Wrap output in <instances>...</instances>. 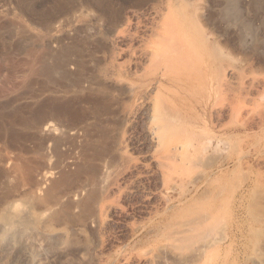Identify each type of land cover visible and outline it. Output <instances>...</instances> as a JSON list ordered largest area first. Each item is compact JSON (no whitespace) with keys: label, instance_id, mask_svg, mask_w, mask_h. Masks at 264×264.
Returning a JSON list of instances; mask_svg holds the SVG:
<instances>
[{"label":"rangeland","instance_id":"1","mask_svg":"<svg viewBox=\"0 0 264 264\" xmlns=\"http://www.w3.org/2000/svg\"><path fill=\"white\" fill-rule=\"evenodd\" d=\"M182 14L198 22L206 39L218 43L215 76L221 83L230 71L229 100L234 108L231 112L232 107L219 101L205 111L189 108L188 120L206 121L195 127L201 135L231 136L234 157L264 142V0H0V198L21 191L24 195L13 199L21 201V209L30 208L32 195L44 197L50 191L67 206L72 193L82 191L79 196L85 200L90 189L88 162L82 156L69 158V130L75 111L81 124L98 121L97 112L101 120L106 115L100 112L101 103L88 96L81 94L76 105L72 102V61L77 57L84 63L78 71L82 76L94 72L93 58H99L108 73L141 68L142 47L153 38V30ZM110 24H119L117 30L124 33H110ZM144 64L147 71H158V64ZM142 123L129 116L121 129L126 159L111 172L101 203L105 209L89 216L71 206L59 219H46L47 226L28 229L17 242H0V264H170L167 232L185 204L177 201L185 184L172 170L168 189L162 186ZM52 139H57L59 149L53 150ZM76 166L84 171L73 180ZM224 167L235 190L243 180L264 185V152ZM48 171L52 177L43 178ZM35 203L37 212L46 207ZM223 246L218 251L220 264H255L259 257L243 239Z\"/></svg>","mask_w":264,"mask_h":264},{"label":"bare ground","instance_id":"2","mask_svg":"<svg viewBox=\"0 0 264 264\" xmlns=\"http://www.w3.org/2000/svg\"><path fill=\"white\" fill-rule=\"evenodd\" d=\"M228 12L226 14H231L232 11ZM178 18L177 16L170 24L156 26L153 38L142 47L140 58L142 63L158 64L156 68L158 71H147L139 62L141 68L134 67L128 71L124 69L123 72L121 70L115 74L112 71L108 73L106 67L99 64L101 63L99 58H93L94 72L82 76L78 71L84 63L74 56L72 64L75 76L72 84L70 83L72 102L76 105L81 94L88 96L89 99L93 98L94 101L101 103L100 112L106 115V118L101 120L98 116L100 113L97 115V112L94 116L98 121L93 124H81L80 114L75 111V121L69 130L70 151H73L71 155H74V157L70 155L69 158L74 160L73 158L82 156L85 163L86 160L88 162L86 170L89 172L86 176L89 175L87 180L90 186L87 185L90 189L85 191V194L88 192L86 197L84 195L86 202L81 199L83 195L79 196L82 191L80 194L75 192L72 193L74 197L70 199L72 204L67 206L56 191L54 193L50 191L51 193L44 197L32 195L28 202L30 208L21 209L18 206L21 201L15 202L13 199L24 193L18 191L14 193L15 196L9 192L0 198L1 243L17 242L16 239L28 229L34 228L37 224L47 226L46 219H59L71 206L81 208L78 211L82 212V215L86 212L89 216L90 213H97L96 210L104 208L101 203L106 199L109 177L113 169L120 166L125 158L122 151L124 138L123 135L120 136V132L130 116L134 120H143L142 129L147 142L152 146L150 157L155 162V170L154 168L152 170L160 176L162 186L169 187L167 183L171 181L174 173L172 170L179 172L178 181L185 184L177 199L178 203L185 204L179 215L177 214L178 219L170 223V230L167 232L170 241L166 243L167 248L166 244L161 247L164 250L166 248V252L170 251L169 254L173 258L170 264H199L201 261L205 264H220L218 261L220 247L222 245L230 247L233 242L242 239L259 254L255 264H264V185L256 181L243 180L235 190L236 186L230 173L222 169L227 164L241 161L254 152H264V142L260 143L259 138L257 146L252 151H241L234 157L236 147L231 136L222 138L215 132L208 136L201 135L195 127L205 126L206 121L204 122L203 118L197 121L188 120L189 108L198 107L205 111L219 101L230 109L233 101L229 100L230 71L223 75L221 83L215 76L221 53L218 43L212 38L204 37L198 22L189 19L187 21L183 14L181 19ZM118 25H107L108 31L110 33L120 31L117 30ZM110 54L114 56L115 53L113 54L111 50ZM222 98L225 102L221 101ZM232 109L234 108L232 107L230 111ZM91 134L96 137L93 141L89 139ZM51 147L53 150L59 149L57 139H52ZM224 152H227L226 155H222ZM82 169L81 167L75 169L73 180L78 179ZM52 174L53 172L48 171L43 178L52 177ZM137 177H140V172ZM35 202L46 207L37 212Z\"/></svg>","mask_w":264,"mask_h":264}]
</instances>
